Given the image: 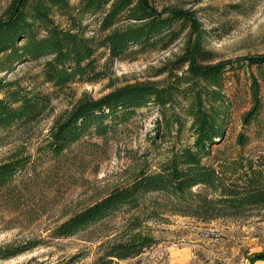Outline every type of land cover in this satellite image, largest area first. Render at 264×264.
<instances>
[{"label": "rangeland", "instance_id": "obj_1", "mask_svg": "<svg viewBox=\"0 0 264 264\" xmlns=\"http://www.w3.org/2000/svg\"><path fill=\"white\" fill-rule=\"evenodd\" d=\"M10 1L0 0V17ZM79 1L69 0L70 6L77 7ZM149 1L157 12L176 8L193 14L196 31L189 34L188 30L167 49L138 55L135 60L108 61L103 54L99 67L105 79L72 84L52 97L50 113L37 123L0 130V164L15 156L29 159L13 181L0 190V264H57L79 253L85 255L82 264H91L100 247L123 232L131 214H121L67 239L52 238L53 229L112 189L129 184L140 171L156 172L177 149L193 143L187 125L167 131L161 110L149 104L107 139L85 138L61 157H52L45 149L49 133L59 116L77 100L98 99L134 84L166 86L187 68L176 66L179 59L199 47L213 56L211 64L264 54V0ZM70 14L86 36L99 33V15H79L75 9ZM53 19L62 28L69 25L68 18L57 12ZM3 58L0 55L2 82L14 81L28 90L56 93L42 84V62H26L4 71ZM235 66L238 78L233 77L234 72L228 73L223 90L231 102L230 117L223 137L204 162L221 173L238 176L252 168L264 171V71L247 64ZM251 77L259 84L260 121L259 125L242 128L241 117L251 106ZM241 132L248 137L244 147L236 143ZM154 207L162 211L161 217L144 225L159 243L119 264H264L249 260L252 254L264 253V207L237 219L211 222L173 214L163 195L149 196L143 206L148 210ZM9 248L15 249L14 253L1 256Z\"/></svg>", "mask_w": 264, "mask_h": 264}, {"label": "trees", "instance_id": "obj_2", "mask_svg": "<svg viewBox=\"0 0 264 264\" xmlns=\"http://www.w3.org/2000/svg\"><path fill=\"white\" fill-rule=\"evenodd\" d=\"M73 9L79 15H99V33L86 36L70 14ZM55 12L68 18L67 28L55 23ZM192 17L193 14L176 8L157 12L149 0H80L75 8L69 0H11L0 17L4 71L26 62H42V84L56 93L28 90L14 81L0 80V130L12 126L22 129L37 123L50 113L52 97L72 84L105 79L99 67L103 54L108 61L135 60L138 55L167 49L188 30L193 34L197 24ZM212 61L213 56L199 47L179 59L176 66L187 68L166 86L141 83L116 89L98 99L80 98L59 116L45 145L56 158L85 138L107 139L149 104L161 110L167 131L187 125L194 139L191 146L177 149L156 172L140 171L129 184L112 189L69 216L53 229L52 238H71L121 214H131L123 232L102 245L91 263L119 264L139 257L159 243L144 225L162 214L156 207L143 208L149 196L163 195L173 214L203 222L237 219L264 207L263 170L252 168L243 175H227L204 162L223 137L230 117L231 102L223 93L228 73L236 70L235 65L244 64L264 71V54L215 64ZM233 77L238 75L234 72ZM249 92L251 106L241 117L242 128L259 125L260 121L259 84L254 77L250 79ZM247 142L248 137L239 133L237 145L244 147ZM28 161L15 156L0 164V190L13 181ZM198 187L202 189L194 191ZM14 251L6 249L1 256ZM83 259L85 255L79 253L57 264H82ZM249 260L264 262V253L252 254Z\"/></svg>", "mask_w": 264, "mask_h": 264}]
</instances>
